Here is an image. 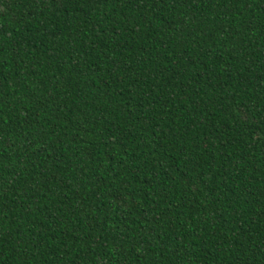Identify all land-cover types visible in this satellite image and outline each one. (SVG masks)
<instances>
[{
    "label": "trees",
    "instance_id": "obj_1",
    "mask_svg": "<svg viewBox=\"0 0 264 264\" xmlns=\"http://www.w3.org/2000/svg\"><path fill=\"white\" fill-rule=\"evenodd\" d=\"M0 264H264V0H0Z\"/></svg>",
    "mask_w": 264,
    "mask_h": 264
}]
</instances>
